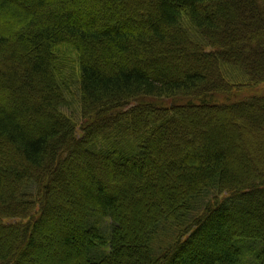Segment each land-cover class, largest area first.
Returning a JSON list of instances; mask_svg holds the SVG:
<instances>
[{"label":"trees","instance_id":"16d2710c","mask_svg":"<svg viewBox=\"0 0 264 264\" xmlns=\"http://www.w3.org/2000/svg\"><path fill=\"white\" fill-rule=\"evenodd\" d=\"M95 1L0 0V16L9 17L0 21V139L22 161L14 171L0 165V264H64L66 257L73 264H242L247 254L264 264V175L232 167L228 156L238 131L219 121L229 114L247 125L251 115L241 106L261 110L264 96L215 100L234 86L227 80L232 72L264 79V0ZM133 22L139 23L130 27ZM62 44L80 54L73 92L90 123L78 136L76 119L64 111L69 84L56 70L53 47ZM150 98L179 101L155 106ZM181 120L178 128L197 130L182 145L170 132ZM71 147L99 167H125V182L111 190L73 159L61 165ZM182 149L187 151L177 158ZM151 168L158 180L142 202L134 183ZM53 184L56 200L70 196L79 204L73 212L83 213L81 221L70 219L69 227L60 218L65 209L55 204L48 214ZM214 190L229 194L207 203L187 226L185 240L151 258L160 226L184 221L195 201ZM38 203L32 226L2 225ZM91 216L109 217L108 236ZM63 223L69 228L58 232L57 251L65 253L64 261L46 257L40 263L38 255L45 254L37 251L38 237ZM250 241L261 248L244 246Z\"/></svg>","mask_w":264,"mask_h":264},{"label":"rangeland","instance_id":"374dc122","mask_svg":"<svg viewBox=\"0 0 264 264\" xmlns=\"http://www.w3.org/2000/svg\"><path fill=\"white\" fill-rule=\"evenodd\" d=\"M89 2H96V1L89 0ZM5 19L8 21L9 17H6L5 15L0 16L1 22H5ZM136 23H139V22H133V24H130V27L135 26ZM104 24L105 23L103 22L96 23L97 27L99 28L107 27V26H104ZM53 52L55 56L57 57V62H56V70H58L57 75L60 76L58 77L63 81L65 86L69 84L70 102L64 111L69 116H71L72 118L74 117L76 119L75 125L77 127V136H78L79 134H83V129L90 123L88 119L87 120L83 119L82 114H81V106L79 103L80 98L76 96V94L78 93L76 82H79L80 75H81L80 54L71 44L56 45L53 47ZM94 54L96 53L94 52ZM259 79L261 78H258L257 80H255L251 77L249 78L244 73L240 75V74H234V72H232L230 78H227V80L230 81V83L235 86V87L232 86L230 89V91L232 90L233 92L230 94H226L227 92H230V91H226V92L216 94L215 95L216 102L221 103V104H226L230 102L246 100L248 98H252L253 96H264V79H262L263 81H260ZM237 85H241V87H236ZM73 89L75 90L76 94L73 92ZM185 99L189 100L190 98H185ZM178 101H179L178 99H172V98H150L148 99L147 102L155 106H172L175 102H178ZM259 103L260 102H257L256 104H259ZM262 106H264V104H262ZM241 112L243 114L251 115V118L249 116L248 120L246 119L247 125L243 124V122H240L238 120L237 122H235L234 119L231 118V115L229 114H224L219 119L221 125L228 126V128H233V129H236V131H238L237 133L238 140L234 141L237 143L235 145L236 150H233L230 156H228V159H229L228 161L232 165V167L235 169H239L240 171H242V168H244L245 172L246 173L248 172V175H251L250 174L251 168L254 169L252 170L253 174L256 175L258 171L259 172L262 171L263 172L262 174L264 175V108L261 110L254 111L251 109L250 104H243V106H241ZM202 117L209 118L207 117V115H204ZM35 121L36 119L32 121V124L34 126H36ZM180 124L181 126L184 125V121L181 120L179 122V125H175V124L171 125L170 132L174 133L173 135L174 141L179 142L181 143L180 145H182V142L185 143L184 139L187 140L190 137H192L193 136L192 134L197 133V130H192V134H191V130L186 132L187 129H185L184 127L178 128L180 127ZM38 130H41V128H38ZM259 132L262 133V137L260 136L261 134ZM190 134L192 136H190ZM246 143L249 144V147ZM185 151H187V149H182V151L180 150L179 152H177L175 156L179 158V156H181L180 154L184 153ZM81 152L82 151L79 150L78 148L77 149L73 147L67 148V152L63 155V157H65L66 155L67 157L65 160L62 159L63 161L61 162V165H64L68 161L73 159V161L76 162L75 165L76 167H78L79 170H83L85 172V171H90V169H92V171L94 172V173H91L93 174V177H95L98 182L99 181L103 182V184H105L106 187H108L111 190L113 188L119 187L121 183L125 182V179L127 178V174H125L126 172H124L126 170H123L125 167L111 168V166L105 165L103 166L105 168L104 169L103 167H99V164L98 166L94 165L99 162H96L93 159L86 160L81 155ZM17 154L18 153H15L13 151V147L11 145L7 144V142H5L3 139H0V165H4L5 167L7 166V168L9 167L11 171L16 170V167L18 168L22 167L21 166L22 161L20 160V158H18L19 156ZM245 161H247L248 164L246 166H243ZM69 167L70 165H66V168H69ZM239 167H242V168H239ZM154 168H158V167H154ZM155 172L156 170H153V168L149 169L146 172L147 175H145L143 178L138 179V182L134 183L136 190H137V187H142L143 189L141 193L137 191L135 192V189L133 190V194L135 193L137 196L142 198V202H143V197H146V195H148L151 192L149 190L154 189L156 187L154 183H157L156 180H158V176L156 175ZM10 174H14V173H10ZM60 174L58 175L60 176ZM258 176H261V173H259ZM88 179H91V178H88ZM246 179H247V175L245 176V178H243V180H246ZM12 182L13 180L10 181V183ZM50 189H51L50 196L53 199V204L51 205L50 211L48 214L49 215L52 214L53 213L52 211L55 210V206H56L58 210L60 208L65 209L64 212L60 213L61 214L60 218L66 219L65 223H67L69 227L73 225L72 221H69L70 219L77 218L79 221H81L83 213L80 211H77V213L75 214L73 212L74 207H77L78 203L76 201H73L72 197L70 196L65 197L64 200H62V198H60L59 200H56L57 198H55L54 193H53L54 184L50 187ZM64 191H66V189H64ZM228 194L224 193L221 195L216 190L209 192L208 194L199 197L195 201L194 211L184 221H181L178 223H169V222L163 223L160 226V229H158V233L152 239L151 249H152L153 256L151 255V258H156L157 256H160L170 246H175V244H177L179 240L181 241L185 240L183 238L185 236L187 237L188 235L187 226L195 217H198L204 212L203 210L206 207L207 203L209 202L210 204H213L218 198L221 199ZM43 195H46L45 190L43 191ZM33 199L37 201L40 200L39 198H37V195L33 196ZM235 203L237 204V202ZM54 204L55 206H53ZM144 204L145 202L141 206H143ZM41 208H42V204L38 203V205L32 206L27 211L24 210V212L21 214L20 217L9 215L11 217L4 218L3 222L1 221L2 225L6 227L8 225L17 226V227H14L16 229L17 228L24 229L25 227L32 226L38 214L41 212ZM14 211H17V210H14ZM29 215H31L32 218H28ZM108 218H105V217L103 218L100 216H91L90 223L92 225L96 223L97 227L100 228L101 232H103L106 236H108V229L110 228L109 226L112 223L111 220ZM65 223L62 224L63 226L58 225L56 232H51L50 235L49 234L44 235L43 237H41L40 235L38 237L37 243L40 244L42 248H37V251L41 250L45 254V258H42L40 255H38L37 258L40 263L48 262L47 258H53V259L59 258L64 261L65 253H61V251L60 252L57 251V247L60 244V242L57 240L59 239L58 232L61 231L60 234L65 235L66 233L65 230L69 228V227L65 228L66 226ZM24 231L26 230H23V232ZM11 233L14 235L19 232L12 230ZM8 237H9V234L6 232L5 238H8ZM18 237H19V234H18ZM1 242L3 244V239ZM246 245H251L253 247L254 245L255 246L257 245V248L259 249L261 248V244L258 242L250 241L244 244V246ZM102 248L107 250L106 253L110 249L109 246H107L106 248L105 247H102ZM247 252L249 251L247 250ZM250 252L251 254L254 253L252 252V250ZM73 262L74 260H71L66 257V261L64 262V264H73ZM126 263L128 264L127 261ZM242 264H257V260L255 261L253 256L247 254L245 255V259Z\"/></svg>","mask_w":264,"mask_h":264}]
</instances>
